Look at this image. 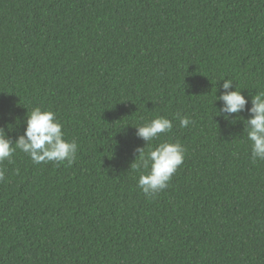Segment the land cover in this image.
Masks as SVG:
<instances>
[{
  "label": "trees",
  "instance_id": "obj_1",
  "mask_svg": "<svg viewBox=\"0 0 264 264\" xmlns=\"http://www.w3.org/2000/svg\"><path fill=\"white\" fill-rule=\"evenodd\" d=\"M223 79L249 101L228 120ZM259 91L264 0H0V127L15 142L40 107L78 145L71 166L18 149L0 165V264H264V160L242 122ZM158 116L173 128L151 148L185 155L147 197L133 127Z\"/></svg>",
  "mask_w": 264,
  "mask_h": 264
},
{
  "label": "clouds",
  "instance_id": "obj_2",
  "mask_svg": "<svg viewBox=\"0 0 264 264\" xmlns=\"http://www.w3.org/2000/svg\"><path fill=\"white\" fill-rule=\"evenodd\" d=\"M233 81L223 79L222 92L215 95V102H222L215 116H222L228 120L233 114L245 111L248 100L241 91L230 90ZM251 107L247 109L249 118L242 120L244 132L250 147V158L253 163L264 160V91H259L251 97ZM191 123L187 116L179 117L181 128L188 127ZM25 128L22 135L17 136L15 142L8 137L5 129L11 131V125L0 127V165L5 161L12 162L15 151L26 154L33 164L48 162L71 164L75 161L78 145L64 138L63 124L57 119L51 110H43L40 107L33 108L26 113ZM135 128L136 136L145 142V147L138 148L134 162L130 165L133 170L139 172L138 188L147 197L155 196L165 190L177 169L184 161L185 148L179 142L164 141L155 148H151V142L161 135L171 132L172 121L158 116L146 121ZM143 170V171H141ZM5 179V170L0 167V181Z\"/></svg>",
  "mask_w": 264,
  "mask_h": 264
},
{
  "label": "bare ground",
  "instance_id": "obj_3",
  "mask_svg": "<svg viewBox=\"0 0 264 264\" xmlns=\"http://www.w3.org/2000/svg\"><path fill=\"white\" fill-rule=\"evenodd\" d=\"M47 3V2H46ZM85 4V3H84ZM60 9V8H59ZM73 9V8H72ZM75 11H76V9H75ZM46 19V18H45ZM25 23V22H24ZM41 25V24H40ZM41 28V27H40ZM128 34V33H127ZM112 35V34H111ZM19 44V43H18ZM22 45V44H21ZM110 46V45H109ZM130 47V46H129ZM128 48V47H127ZM33 52V51H32ZM35 53V52H34ZM8 62V61H7ZM4 66V65H3ZM66 79V78H65ZM64 79V80H65ZM61 80V79H60ZM27 81V80H26ZM33 82V81H32ZM63 82V81H62ZM23 83V82H22ZM29 86V85H28ZM54 86V85H53ZM26 87V86H25ZM55 87V86H54ZM58 88H59V86H58ZM15 91V90H14ZM57 93H58V91H57ZM55 96V95H54ZM111 100V99H110ZM119 128V127H118ZM111 132V131H110ZM25 158V157H24ZM25 168V167H24ZM16 171V170H15ZM41 172V171H40Z\"/></svg>",
  "mask_w": 264,
  "mask_h": 264
}]
</instances>
